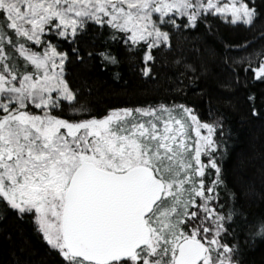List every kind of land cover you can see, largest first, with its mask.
<instances>
[{"label":"snow or ice","instance_id":"obj_1","mask_svg":"<svg viewBox=\"0 0 264 264\" xmlns=\"http://www.w3.org/2000/svg\"><path fill=\"white\" fill-rule=\"evenodd\" d=\"M209 14L251 26L258 9L254 0H0V201L31 214L63 264H241L228 236L234 210L221 204L220 121L163 102L103 116L73 107L79 93L59 43L89 22L106 25L130 48L146 46L148 76L169 29ZM254 56L246 70L264 80V48Z\"/></svg>","mask_w":264,"mask_h":264},{"label":"trees","instance_id":"obj_2","mask_svg":"<svg viewBox=\"0 0 264 264\" xmlns=\"http://www.w3.org/2000/svg\"><path fill=\"white\" fill-rule=\"evenodd\" d=\"M254 3L258 18L251 26L209 14L195 26L171 27L170 45L153 51L148 76L142 72L146 46L130 48L106 25L89 22L75 42L59 41L60 50L69 54L66 79L79 93L73 107L103 116L113 108L163 102L186 105L202 121H220L223 137H218L216 159L224 181L221 204L225 214L234 210L228 236L238 246L241 264H264V233L259 232L264 220V80L246 70L249 54L255 67L254 53L264 48V0ZM105 50L116 57L115 63L99 55ZM65 114L73 118L67 105ZM0 264H63V257L44 239L31 214L21 216L0 201Z\"/></svg>","mask_w":264,"mask_h":264},{"label":"rangeland","instance_id":"obj_3","mask_svg":"<svg viewBox=\"0 0 264 264\" xmlns=\"http://www.w3.org/2000/svg\"><path fill=\"white\" fill-rule=\"evenodd\" d=\"M222 19H223V18H222ZM204 156H206V155H202V158H203Z\"/></svg>","mask_w":264,"mask_h":264}]
</instances>
